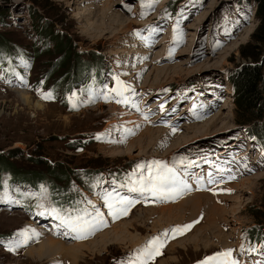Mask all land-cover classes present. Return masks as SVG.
Wrapping results in <instances>:
<instances>
[{"label": "rangeland", "instance_id": "obj_1", "mask_svg": "<svg viewBox=\"0 0 264 264\" xmlns=\"http://www.w3.org/2000/svg\"><path fill=\"white\" fill-rule=\"evenodd\" d=\"M170 2L176 4V10L167 16L165 11ZM254 7V0H0V34L30 55L35 47L41 48L38 54L34 53L32 81L34 76L48 74L52 83L60 80L66 70L73 73L79 70L73 56L58 47L56 41L38 34L34 26L37 17L29 12L30 8L42 13L44 20L55 22L56 30L69 39L72 51L79 52L82 59L100 58L102 63L99 74L86 65L82 68L91 71L87 80L101 77V84L95 83L87 93L74 92L77 106L73 108L71 103L63 104L61 89L55 90V100L45 101L37 94L50 86L28 85L20 79L17 69L29 66L30 57L19 60L20 55L14 59L0 53L3 60L14 59L12 75H4L0 68V159L10 161L13 169L20 170H44L49 164L64 169L68 165L77 172L71 174L66 186L89 198L85 202L89 212L94 214L95 209L103 214L102 220L104 216L109 218L89 235L93 239L91 244L74 248L76 243L89 240L79 241L76 233L58 227L61 222L55 215L47 214L55 208L48 182L43 180L37 189L11 183L9 170L2 168L0 264H129L148 240L156 236L163 239L164 231L185 223L192 224V228L184 235L167 239L162 254L149 264H157L160 259H168L161 264H200L203 255L221 247L234 249L233 256L240 264H264V238L249 242L251 232L264 226V140L258 130L264 131V105L252 117H240L227 78L230 69L250 59L242 56L243 51H254L251 36L258 24ZM128 25L125 35L118 33ZM137 32L147 37V41L136 36ZM261 49L257 62H264V44ZM138 70L140 74L134 75ZM117 77L127 86L123 96L109 95L110 89L117 87ZM19 92L28 93L41 105L26 106ZM73 94L67 93L66 97L69 99ZM105 95L109 98L105 99ZM138 120L144 126L139 124L128 131V123L136 124ZM243 122L253 129V136L245 132ZM147 128L152 130L153 137L145 135L146 131L140 137L138 130ZM79 142L82 146L77 149ZM196 148L203 152L198 153L196 162L205 153L208 155L201 160V170H214L218 163H227L211 160L218 155L222 160L228 159L231 166L237 162L228 172L223 169L218 173L201 172L192 163L186 170L190 171V178L194 175L199 181L211 178V183L219 185L223 182H219L217 175H223L220 179L226 178L225 181L231 176L227 182L235 183L230 182L233 185L230 191L216 192V199L211 195L221 216L199 212L189 217L184 211L180 216L174 214L177 223L161 226L163 230L155 232L153 225L165 222L162 211L153 220L149 217L143 221L153 203L173 205L186 199L185 195L174 201L147 197L130 206L127 215L117 219L109 214L103 199L105 193L116 190L134 200L144 198L121 187L125 183L113 181L110 176L114 172L152 161L168 163L166 157L172 159L182 154L183 158ZM221 151L224 153L220 155ZM173 167L177 170L176 164ZM93 168L100 174L83 185L81 172ZM142 171L146 174V169ZM186 171L177 170L187 176ZM135 178H139V173ZM195 191L193 188L184 194ZM28 202L35 206L32 212L23 206ZM41 212L46 214L40 215ZM118 223H121L118 240H111L109 229ZM41 224L44 227L34 228ZM125 226L131 236L119 234ZM106 229L108 236L102 238ZM54 230H62L64 235H55ZM31 234L35 235L29 239ZM47 238L48 242L39 244ZM142 238L143 244L139 246ZM241 245L244 253L240 251ZM250 248L256 251H247Z\"/></svg>", "mask_w": 264, "mask_h": 264}, {"label": "trees", "instance_id": "obj_2", "mask_svg": "<svg viewBox=\"0 0 264 264\" xmlns=\"http://www.w3.org/2000/svg\"><path fill=\"white\" fill-rule=\"evenodd\" d=\"M254 15L258 18V24L252 33V41L254 42L253 47L254 51H243L242 56L250 58L249 60H245V62L238 64L235 68L229 70L227 74L228 84L232 87V95L234 98V102L239 110V116L242 118H250L252 115L264 105V62H257V56L262 52V44H264V0H254ZM170 2L168 4V8L165 13L167 16L171 14H175L176 4ZM29 12L37 17V20L34 24L36 31L39 35L43 37H48L49 39H53L56 41L57 46L65 49V51L70 54L72 59L75 61V68H77V72L73 73L70 70H66L62 73L60 80H53L52 83H49L48 74H41L39 76H34V81L31 78V69H32V61H34V55L38 54L41 51L40 47H35L30 55L27 50L21 49L15 43L8 41L5 37L0 34V53L5 52L8 56L14 57V59L19 56L20 58H28L29 59V67L23 69V73L30 83L33 86H50L51 88L45 89L46 91L52 93L53 98H55V90L61 89L63 91V104H66V94L71 93L73 88L81 83H84L91 71L88 70L85 72L82 68L86 65L88 68H94L96 74H99V69H102L100 58L94 60L91 57L81 58L79 52L72 51V44L69 39H65L62 37L61 33L56 30L55 22H49L46 19L44 20L42 17V13L36 11V9H29ZM35 53V54H34ZM12 59V58H11ZM3 60L0 56V66L7 72L11 73L13 71L14 65H12V61ZM18 60V61H19ZM10 61V62H9ZM30 71V75L28 74ZM81 79V80H80ZM82 81V82H80ZM247 122H243L242 124H246ZM241 124V123H240ZM248 130H253L250 126H247ZM260 131V135L264 140V131L258 129ZM83 141V140H82ZM260 145V144H259ZM75 147V145H73ZM82 143L79 142L76 145V148H80ZM10 161L6 159H0V170L2 168H6L9 170L11 183H21L23 185L28 184L32 187H38L40 181H47L50 187L51 198L54 202L64 205V204H73V198L76 196V192L72 190L73 187L66 186V182L69 181L71 174L76 173L77 171H73L68 165L63 168H57L58 166H53L51 164L47 165V167L43 169H33V170H20L13 169L10 166ZM100 171H95V169H83L81 172V177L83 178L81 183L85 185L88 181H93L95 177L99 175ZM78 176V174L76 175ZM85 178V179H84ZM65 182V183H64ZM94 186V185H93ZM92 186V187H93ZM91 186L87 188L92 190ZM82 190H86V188L82 187ZM90 192V191H88ZM261 229L253 230L249 235V240L254 242L259 241V239L264 238V226H260Z\"/></svg>", "mask_w": 264, "mask_h": 264}, {"label": "snow or ice", "instance_id": "obj_3", "mask_svg": "<svg viewBox=\"0 0 264 264\" xmlns=\"http://www.w3.org/2000/svg\"><path fill=\"white\" fill-rule=\"evenodd\" d=\"M135 35L142 41H147V37L142 36L139 32L135 33ZM116 80L117 87L110 89L109 95L111 93H115L116 96H123L124 92L127 91V86L124 85L118 77ZM109 95H105L104 98L108 99ZM42 96L44 99H52L51 93L42 94ZM69 101L73 108L77 106L74 102L75 94H73L72 97H69ZM117 102L127 103L126 100H118ZM144 169H146V174L145 171H142ZM137 173H139L138 179L135 178ZM211 182L212 180L209 179V183ZM121 187L127 188L130 193H138L141 197L147 198L148 196H151L163 200H174L186 190H191V186L185 179L182 178L176 168L169 166L163 161H152L146 165H138L137 170L130 175L129 181L126 184L121 185ZM103 199L105 200V206L109 209V214L117 219L121 215H127L129 207L139 202L129 198L128 196L120 195L116 190L105 193ZM39 214L45 215L46 213L41 212ZM47 214L55 215L56 219L61 222L58 227H65L71 232L76 233L77 239H87L89 235L94 234L97 230L98 223H103V214L95 209L94 214L93 212H89L87 209H83L79 210L76 215H61L57 209L53 208ZM198 222L199 221H195L194 223ZM192 226V224L176 226L170 230H166L162 234L164 237L163 239L161 236H156L148 240L146 244L138 250L139 255L135 257L134 261H130L129 264H149V261H155L156 257L162 254L161 250L165 246L167 239H174L177 235H184L192 228ZM27 239L28 238L26 237L25 242ZM9 250L13 249L10 248ZM234 251V249H224L206 257L200 262V264H240L238 259L233 256ZM240 251L242 253L246 251L243 245H241ZM247 251L254 252L256 249L250 248L247 249Z\"/></svg>", "mask_w": 264, "mask_h": 264}, {"label": "bare ground", "instance_id": "obj_4", "mask_svg": "<svg viewBox=\"0 0 264 264\" xmlns=\"http://www.w3.org/2000/svg\"><path fill=\"white\" fill-rule=\"evenodd\" d=\"M83 12H84V10H83ZM89 13V12H88ZM129 28H130V25H128V26H126L124 29L123 28H121V29H119L120 31H118V33H121L122 35H125L126 33H127V31L129 30ZM164 38L162 37V39L161 40H163ZM150 42V41H149ZM158 42H159V40H158ZM162 42V41H161ZM151 44H152V42H150ZM149 44V43H148ZM153 47V46H152ZM135 52H136V50H135ZM134 52V53H135ZM147 52V51H146ZM140 54V53H139ZM138 54V55H139ZM146 55V54H145ZM135 56V55H134ZM140 56H143V54L141 55L140 54ZM139 64V63H138ZM142 66H144V65H140L139 67L141 68ZM133 71V70H132ZM140 74V72H139V70L138 71H136L135 73H134V75H136V76H138ZM135 77V76H134ZM135 80H137V79H135ZM19 95L21 96V98H22V100H23V103L26 105V106H30V105H32L33 103H36L35 105H37V106H40L41 104L40 103H37V102H35L32 98H31V96L30 95H28V93H25V92H19ZM225 106V105H224ZM139 118V117H138ZM136 120V118L134 119V121ZM139 120H140V118H139ZM136 121V124L134 123V124H131V123H128V125L130 126L129 128H128V131H130V129H132L131 131H133V129L135 128V127H137L139 124L142 126L143 124H142V120L141 121ZM207 122H209V121H207ZM133 125H135V126H133ZM147 125H148V122H147ZM207 125V124H206ZM141 126L139 127V129L141 128ZM144 126V125H143ZM120 127V126H119ZM122 128H125V127H121L120 129H122ZM122 130H124V129H122ZM125 131V130H124ZM124 131H122V132H124ZM145 131H146V133H145ZM138 134L140 135V137H143V134L145 133V135H147V136H149V137H153V132H152V130H150V129H146V130H143V131H139L138 130ZM245 132L248 134V132H247V130H246V128H245ZM137 134V135H138ZM127 135V134H126ZM125 135V136H126ZM129 135V134H128ZM249 135V134H248ZM121 137V136H120ZM133 137V136H132ZM125 138V137H124ZM135 140V139H134ZM134 140H132V141H129V143H132ZM137 140V139H136ZM257 143V142H256ZM258 144V143H257ZM157 145H152V147H156ZM224 153V151H221L220 152V155L221 154H223ZM243 158V157H242ZM235 160V159H234ZM237 160V159H236ZM232 161V160H231ZM238 161V160H237ZM240 161H242V160H239V162ZM237 163V162H236ZM235 163V161L233 162V165H235L236 164ZM232 164V163H231ZM240 164V163H239ZM238 164V165H239ZM246 164V163H245ZM248 164V163H247ZM232 165V166H233ZM246 166H248V165H246ZM247 168V167H246ZM231 170H233V168H230ZM245 169V168H244ZM225 172V171H224ZM230 173H233V172H230ZM181 174V176H182V178L183 179H185L186 180V182L191 186V189H193L194 188V190H196L195 192H193V193H191V194H184V193H187L188 192V190H186L183 194H181V195H185V198L186 199H184V200H181V202L180 203H174L173 205H167V204H171V202L170 203H153V205L151 206L150 205V207L149 208H151V212L150 213H145L144 215H143V221H147V219L149 218V217H151V219L153 220L156 216H157V212L158 211H162L161 212V215L163 216V218H164V223H155L153 226H155V227H153V228H155V229H152L154 232L155 231H157V230H160V229H162L163 230V227H167L168 225H171L173 222L174 223H177V222H175V220H173V216H174V214H177V216H180L179 214H181L182 212H184V211H187L188 212V215H189V217H194V216H196L199 212H202V213H206V212H210V213H213V214H217L218 216H221L222 215V213L219 211V208H218V206H216L215 204H214V202H212V194H213V197L215 198H217V196L215 195L216 194V192H220V190H224V191H229V189L230 188H232L233 187V185H232V183H230V182H233V183H235L234 181H230V182H227V181H229L231 178H229V180H227V181H225L226 180V178L223 180V184L222 185H219L218 184V182H214V183H209V179H207L206 181H204V180H202V181H199V180H197L196 179V176L194 175L193 177H191L190 179H193V185H191L190 183H189V180H188V177L187 176H185V175H183L182 173H180ZM193 174H195V173H193ZM200 174V173H199ZM188 175V174H187ZM206 175V174H205ZM207 175H209V173L207 174ZM230 175V174H229ZM228 176V175H227ZM226 176V177H227ZM203 177V176H202ZM206 177V176H205ZM231 177V176H230ZM206 179V178H205ZM211 179V178H210ZM218 184V185H215V184ZM221 183V182H220ZM191 191V190H190ZM197 192H200V193H197ZM206 192H208V193H206ZM209 192H211V194L209 193ZM192 194H194V195H192ZM228 193H226V195H227ZM180 195V196H181ZM215 198V199H216ZM174 201V200H173ZM152 204V203H151ZM166 216V217H165ZM189 220V219H188ZM185 221V220H184ZM152 222V221H151ZM183 222V221H182ZM121 223H123V222H121ZM121 223H118L117 224V226H115L114 227V225H112V228L111 229H109L110 230V232H111V234H112V238H111V240H118V231L120 230V228L118 229V227L121 225ZM178 223H180V222H178ZM124 226V225H123ZM161 226H163V227H161ZM133 230H136V228L134 227V226H132L131 227ZM41 229V228H40ZM131 229V230H132ZM122 230L123 231H121V233H119V234H129V233H131V231H129V230H127V226H125V227H123L122 228ZM165 232V231H164ZM108 233H109V231L106 229V230H104L103 231V233L101 234V237L102 238H106L107 236H108ZM130 235V234H129ZM91 236V235H90ZM90 236H88V237H90ZM121 236V235H120ZM131 236V235H130ZM134 236V235H133ZM48 238L46 239V240H44V241H40V243L39 244H44V243H46V242H48ZM85 240V239H84ZM88 242L87 241H80V239H79V241L81 242V243H76V247H74V248H83V247H87V245H89V244H91L92 242H93V239H91V238H88ZM143 238L141 239V241L138 243L139 244V246H142V244H143ZM199 241H200V239H198ZM197 240V241H198ZM61 242V241H60ZM73 244H75V243H73ZM137 244V245H138ZM139 246H137V247H139ZM66 250V249H65ZM65 250H63V251H65ZM173 259V258H172ZM167 260L168 259H160V261L157 263V264H161V263H163L164 261H166L165 263H167ZM171 261V260H170ZM174 261V260H173ZM169 262V261H168Z\"/></svg>", "mask_w": 264, "mask_h": 264}]
</instances>
